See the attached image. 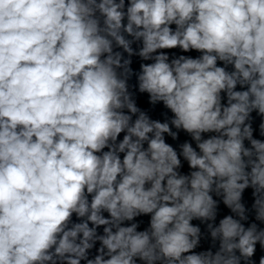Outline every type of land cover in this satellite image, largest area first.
Masks as SVG:
<instances>
[{"label":"clouds","instance_id":"1","mask_svg":"<svg viewBox=\"0 0 264 264\" xmlns=\"http://www.w3.org/2000/svg\"><path fill=\"white\" fill-rule=\"evenodd\" d=\"M257 131L264 0H0V264H264Z\"/></svg>","mask_w":264,"mask_h":264},{"label":"water","instance_id":"2","mask_svg":"<svg viewBox=\"0 0 264 264\" xmlns=\"http://www.w3.org/2000/svg\"><path fill=\"white\" fill-rule=\"evenodd\" d=\"M134 47H138L137 45H134ZM173 52H176L177 54H179V50H172ZM186 55H191L193 57L199 55V53H196V52H190V53H187ZM133 63H132V68L136 71L139 70V65L141 63V60L139 59V57H133ZM136 83V79L135 77L132 78V80L130 81V84H135ZM147 94H139L137 92V103H138V106H140L141 108H144V109H149V105L147 103ZM163 112H167L166 109L163 108L162 104H158L154 110H150V115L152 116V118L154 119H163V116L161 115V113ZM168 115L171 116V113L168 112ZM253 116L255 117V122L253 124V127H257V125L259 124V121H260V118L258 116H256L255 113H253ZM255 137L256 138H260V139H264V137H260L259 136V133L258 131L256 133H254ZM184 140H190V137L181 132L180 134V139L178 141H172L171 138H167V142L172 144L173 147H177L179 143H182ZM184 163V166L183 168L181 169V171L183 173H187L189 171V168H188V165H187V162H183ZM251 192L252 190L251 189H248L244 192V202L246 203L247 206H251L252 204V195H251ZM215 198V197H214ZM218 199V198H217ZM227 214H230L229 212V209H227L226 206H224L222 203L220 204L219 206V215H218V218H217V222L220 218H222L224 215H227ZM107 215V214H105ZM139 220H142L143 223L141 224V230L145 227L148 226V221H149V217L148 216H142V217H139L138 218ZM194 224H199V221H193ZM201 228L203 230L204 226L201 225ZM102 231V229H101ZM209 241L207 240H202L201 241V247L197 249V251H201V250H205L209 247ZM213 251H215V249H213ZM261 255L260 251H259V248H257V253H256V257L255 259L258 260L259 256Z\"/></svg>","mask_w":264,"mask_h":264}]
</instances>
